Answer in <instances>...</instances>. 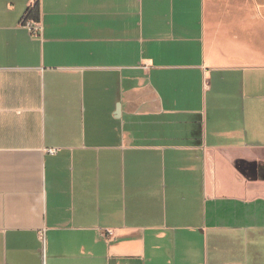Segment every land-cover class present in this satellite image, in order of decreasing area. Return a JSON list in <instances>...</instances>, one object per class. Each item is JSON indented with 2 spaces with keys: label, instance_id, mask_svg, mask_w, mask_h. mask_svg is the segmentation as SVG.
<instances>
[{
  "label": "crops",
  "instance_id": "1",
  "mask_svg": "<svg viewBox=\"0 0 264 264\" xmlns=\"http://www.w3.org/2000/svg\"><path fill=\"white\" fill-rule=\"evenodd\" d=\"M0 0V264H264V0Z\"/></svg>",
  "mask_w": 264,
  "mask_h": 264
},
{
  "label": "built area",
  "instance_id": "2",
  "mask_svg": "<svg viewBox=\"0 0 264 264\" xmlns=\"http://www.w3.org/2000/svg\"><path fill=\"white\" fill-rule=\"evenodd\" d=\"M39 0H32L29 7L27 8L24 16L22 17V25L30 32V34H38L40 32V25L36 19L29 17V11L37 6Z\"/></svg>",
  "mask_w": 264,
  "mask_h": 264
},
{
  "label": "trees",
  "instance_id": "3",
  "mask_svg": "<svg viewBox=\"0 0 264 264\" xmlns=\"http://www.w3.org/2000/svg\"><path fill=\"white\" fill-rule=\"evenodd\" d=\"M38 13H39L38 6H34V8H32V9L29 11V17L34 18V19H37V17H38Z\"/></svg>",
  "mask_w": 264,
  "mask_h": 264
}]
</instances>
